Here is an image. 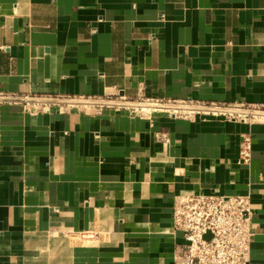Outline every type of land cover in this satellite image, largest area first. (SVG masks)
Wrapping results in <instances>:
<instances>
[{"label": "crops", "instance_id": "crops-1", "mask_svg": "<svg viewBox=\"0 0 264 264\" xmlns=\"http://www.w3.org/2000/svg\"><path fill=\"white\" fill-rule=\"evenodd\" d=\"M263 74L264 0H0V264H178L191 194L250 196L264 264Z\"/></svg>", "mask_w": 264, "mask_h": 264}, {"label": "built area", "instance_id": "built-area-1", "mask_svg": "<svg viewBox=\"0 0 264 264\" xmlns=\"http://www.w3.org/2000/svg\"><path fill=\"white\" fill-rule=\"evenodd\" d=\"M131 103L130 109L143 115L166 110L175 117L191 119L198 116L236 117L224 105L210 108L200 102L164 103L145 98ZM105 105L115 106L112 103ZM247 110L250 111L249 118L264 122V105ZM251 159L252 137L246 134L241 143L239 162L247 165ZM172 219L174 229L182 233L185 241L177 256L178 264H250L253 237V206L250 196H183L173 209ZM207 235L210 238H205Z\"/></svg>", "mask_w": 264, "mask_h": 264}, {"label": "water", "instance_id": "water-1", "mask_svg": "<svg viewBox=\"0 0 264 264\" xmlns=\"http://www.w3.org/2000/svg\"><path fill=\"white\" fill-rule=\"evenodd\" d=\"M205 238H210V235H207Z\"/></svg>", "mask_w": 264, "mask_h": 264}]
</instances>
